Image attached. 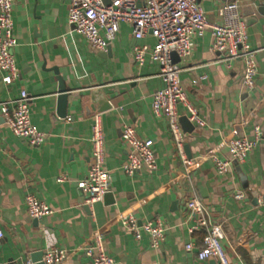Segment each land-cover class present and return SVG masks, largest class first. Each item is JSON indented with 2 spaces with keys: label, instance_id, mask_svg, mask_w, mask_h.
Returning a JSON list of instances; mask_svg holds the SVG:
<instances>
[{
  "label": "crops",
  "instance_id": "1",
  "mask_svg": "<svg viewBox=\"0 0 264 264\" xmlns=\"http://www.w3.org/2000/svg\"><path fill=\"white\" fill-rule=\"evenodd\" d=\"M231 1L199 3L208 22L216 23L218 8ZM69 6L70 0H13L17 44L12 54L19 78L6 86L0 73V104L26 91L34 98L32 123L47 135V142L34 148L15 136L0 109V264H28L33 255L53 248L69 252L64 264H92L84 249L94 243L97 230L117 264H216L197 258L204 233H190L194 219L188 203L195 197L222 225L230 264H264V0H249L242 11L249 42L261 50L253 90L242 86L243 62L229 66L218 62L221 55L213 49L210 31L194 40L191 55L178 62L183 69L181 86L205 122L203 126L189 122L184 130L187 154L196 165L193 171L179 159L167 118L152 109L155 93L164 87L159 66L149 55L143 66L133 57L134 47L152 49L156 41L150 36L135 39L132 28L123 23L106 51H98L70 27ZM60 80L69 90L64 111L58 100ZM106 104L111 108L105 110ZM178 112L188 120L183 106ZM95 114L101 115L111 191L103 202L88 206L78 183L92 162ZM125 126L153 141L155 171L143 170L134 177L123 172L130 151L122 140ZM255 126L261 128L260 144L244 162H233L229 174L220 176L212 156L230 160L227 142L251 138ZM60 176L67 181L59 183ZM27 192L53 214L31 219ZM239 194L244 198L237 199ZM128 211L140 223L164 224L161 248L152 249L148 235L137 240L121 226L118 215ZM189 243L194 245L191 252L186 250Z\"/></svg>",
  "mask_w": 264,
  "mask_h": 264
},
{
  "label": "built area",
  "instance_id": "2",
  "mask_svg": "<svg viewBox=\"0 0 264 264\" xmlns=\"http://www.w3.org/2000/svg\"><path fill=\"white\" fill-rule=\"evenodd\" d=\"M249 0H232L218 8L217 22L209 23L199 0H112L105 4L102 0H70L68 22L72 30L83 36L95 49L104 52L120 33L121 24L132 28L133 36L142 40L148 36L156 43L133 48V57L138 66H143L146 56L159 66V78L164 87L153 97L152 109L157 115L168 120V127L175 144L179 159L186 170H195L194 160L186 150V133L181 124L178 107L183 106L188 112V121L198 126L205 125L198 110L190 102L189 96L181 86L180 76L183 69L174 62L175 54L180 60L188 58L193 49V41L203 38L210 31L213 49L221 55L220 64L229 66L241 61L245 66L242 86L247 91L255 88L258 74V54L249 42L247 26L243 16V7ZM17 44L14 30L13 0H0V73L6 86L13 85L19 78L16 60L12 54ZM205 79V78H202ZM34 98L22 91L15 100L0 104L5 124L12 133L27 140L34 148H42L47 142V135L40 131L31 120V106ZM67 122L71 117L66 118ZM122 140L130 148L128 160L123 164V172L134 177L143 170L155 171L157 159L153 152V141L143 140L137 131L125 126ZM262 141L259 126L253 129L252 137L235 138L227 142L230 160L212 156L216 171L220 176L230 173L232 163H242ZM92 162L86 178L78 183L85 196V203L92 206L103 202L111 191V174L106 170V150L101 115L93 116L92 126ZM65 176L58 178L59 183L66 182ZM239 194L237 199H243ZM25 205L29 217L42 220L53 214V210L32 192H27ZM188 209L194 219L190 233H204L203 247L198 251L200 261L214 260L216 264H230L223 242L227 239L221 224L214 219L209 208L198 198H192ZM121 226L141 240L143 234L150 238L151 248H161L166 239V227L160 220L143 223L128 211L118 215ZM3 233L0 232V238ZM186 250L191 252L194 245L189 243ZM92 264H117L110 256L103 243L99 230L94 233V243L84 249ZM69 252L60 248L47 251L44 264H64ZM28 264H33L31 261Z\"/></svg>",
  "mask_w": 264,
  "mask_h": 264
},
{
  "label": "water",
  "instance_id": "3",
  "mask_svg": "<svg viewBox=\"0 0 264 264\" xmlns=\"http://www.w3.org/2000/svg\"><path fill=\"white\" fill-rule=\"evenodd\" d=\"M245 23L247 24L246 20H245ZM173 58H174V62L175 63H178L180 61V59L175 54L173 55ZM68 93H69V90L65 87L63 82L60 80V86H59V92H58V100H59V105H60L61 111H64V109H65V106H66V103H67V99H68ZM99 103L103 104L104 101L100 100ZM104 107H105L104 108L105 110L111 108L110 104H108V106L106 104V106L104 105ZM105 110H103V111H105ZM61 113H64V112H61ZM62 115H65V113L62 114ZM181 124H182L184 130H186L189 126H191V124L189 123V121L186 118H182L181 119ZM108 197H110L109 193L107 194V196L105 198H108ZM43 256H44L43 253L42 254L33 255L32 256V263L33 264H44L42 262Z\"/></svg>",
  "mask_w": 264,
  "mask_h": 264
}]
</instances>
